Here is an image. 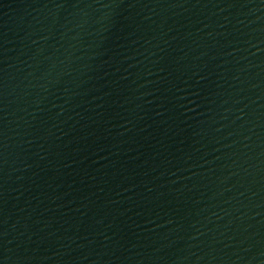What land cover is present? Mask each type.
<instances>
[{
	"label": "water",
	"instance_id": "1",
	"mask_svg": "<svg viewBox=\"0 0 264 264\" xmlns=\"http://www.w3.org/2000/svg\"><path fill=\"white\" fill-rule=\"evenodd\" d=\"M0 264H264V0H0Z\"/></svg>",
	"mask_w": 264,
	"mask_h": 264
}]
</instances>
